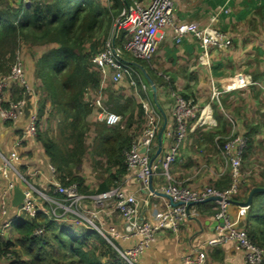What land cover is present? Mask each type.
<instances>
[{
    "label": "built area",
    "instance_id": "obj_1",
    "mask_svg": "<svg viewBox=\"0 0 264 264\" xmlns=\"http://www.w3.org/2000/svg\"><path fill=\"white\" fill-rule=\"evenodd\" d=\"M15 7H28L33 0H10ZM230 1V0H229ZM264 17V14H263ZM219 12L211 15L208 25L202 26L196 22L175 23V0H131L125 4L119 16L114 21L113 29L104 41L102 48L91 59L92 65L99 70L102 81L99 91L93 100L98 109V120L108 126H116L122 121V116L111 112L103 101V89L106 82L119 84L126 80L135 89L146 91L148 86L143 82L139 71L134 67L131 56L135 60L151 61L155 57L160 44L167 37L168 26L173 27L174 39L177 43L188 35L193 36L201 47V58L208 56L211 50L223 51L232 46L230 36L216 27ZM119 31H124L126 40L122 44L115 42ZM169 82L170 77L160 73ZM18 84L23 95L33 96L35 91L28 82L24 61L20 50H17L15 60L8 75L0 77V117L3 122L16 121L26 114L27 101L25 97L8 100L5 92ZM264 88V80L261 82ZM140 86V87H139ZM152 86H154L152 84ZM241 86H239L240 88ZM238 88V87H237ZM235 87L220 90L212 85V97L219 98L224 92L230 93ZM140 91V90H138ZM173 100L171 114L173 125L168 131L172 142L159 165L152 162L151 154L155 149L160 133L161 115L148 104H144L146 127L140 138L134 142L127 153L126 166L128 176L123 186H116L99 193H83L77 183L63 184L57 178L56 169L49 166L50 178L47 188H41L33 183L20 169L23 165L19 150L9 152L0 151V238L7 239L14 228L15 221L21 218H37L42 214L49 222L55 224H71L97 231L108 240L118 251L120 256L130 264H136L137 257L155 240L157 233L171 231L178 237L181 226L192 215L197 214L198 204L209 197H221L218 204L216 218L223 220L224 225L218 226L219 232L206 240L209 247H218L226 243H233L236 248L245 253L246 264H264V249L257 246L250 239L246 229L240 226L238 220H233L229 213L228 200L239 194V184L247 181L241 178V167L248 148L245 135L235 132L237 122L229 119L234 133L221 147V153L230 169L233 179L230 188L220 191L212 185L193 188L177 181L171 175V166L179 157L180 149L188 137L189 122L202 120L205 109L199 114V106L186 99L176 90L169 91ZM229 117V116H228ZM38 136L37 108L33 107L29 114L27 126L16 138L14 146H22L24 142H35ZM160 168V170H159ZM160 171L165 182L153 187L152 178ZM225 173L220 172V176ZM130 178H136L144 191L151 195L166 197L165 210L157 214V222L140 218V204L134 194H129L124 185ZM20 187L24 193V200L19 206H14L13 196L15 188ZM113 202V211L118 212L124 220V229L120 232H110L106 229L103 218L108 204ZM148 201L146 200V204ZM246 212L249 207H243ZM245 215V214H244ZM47 228L41 224L34 230V235L44 237ZM121 236L129 239L140 236V242L129 249H122L113 243V237ZM12 259L11 253H0V264H8ZM183 264H205L204 254L193 256L184 254Z\"/></svg>",
    "mask_w": 264,
    "mask_h": 264
},
{
    "label": "trees",
    "instance_id": "obj_2",
    "mask_svg": "<svg viewBox=\"0 0 264 264\" xmlns=\"http://www.w3.org/2000/svg\"><path fill=\"white\" fill-rule=\"evenodd\" d=\"M2 1L0 77L10 73L16 52L22 45L30 49L51 46L39 58L30 60L34 71L32 79L27 74V55L24 57L20 51L26 78L39 97L37 139L44 156L56 169L58 180L63 184L77 183L81 192L92 194L123 186L128 176L127 153L146 127L144 107L134 93L127 95L114 86H105L102 93L104 104L111 112L122 116L120 124L108 126L98 119L90 120L92 114L96 117L99 111L93 102L86 99L90 92L99 91L102 81L91 59L102 48L113 29L114 21L131 0H109L107 5L100 0H33L30 6L24 8L19 5L15 7L10 0ZM124 40V31H119L115 42L122 44ZM97 45L100 47L96 48ZM137 63L142 67L146 65V61L138 60ZM143 77L146 78L145 75ZM122 82L128 83L126 80ZM166 84L169 90L178 91L172 79ZM16 86L19 85L14 84L12 88ZM19 91L20 98H26V114L29 115L33 108L29 102L31 96H24L21 87ZM53 121L56 124L51 129ZM194 121L189 122L188 136ZM45 126L51 131L43 133ZM259 128L256 124H246L248 132L244 135L249 149L255 143ZM91 133L89 148L87 139ZM190 135L196 139L194 143L199 147L208 142L215 146L218 142L223 146L229 131L225 124L207 133L196 129ZM88 152L96 161V170L102 171L97 177L96 190L90 187L83 173ZM20 169L24 173L25 166H20ZM232 182L229 171L211 182V185L223 191L230 188ZM257 186L264 187V179L253 181L247 192ZM232 200L238 202L239 196L235 195ZM41 224L46 226L47 234L37 237L34 230ZM13 226L12 231L17 233V239L9 236L7 239L0 238V253L12 254L8 264H130L95 230L71 224H55L42 214L34 219L21 218ZM240 226L246 229L253 243L264 249V193L254 196ZM17 245L22 248L27 260L15 250Z\"/></svg>",
    "mask_w": 264,
    "mask_h": 264
},
{
    "label": "crops",
    "instance_id": "obj_3",
    "mask_svg": "<svg viewBox=\"0 0 264 264\" xmlns=\"http://www.w3.org/2000/svg\"><path fill=\"white\" fill-rule=\"evenodd\" d=\"M216 12H219L216 27L226 32L232 40V46L229 49L211 50L208 56L201 58L200 44L193 36L188 35L181 43H177L174 39L173 27L168 26L167 37L160 44L153 60L146 61L145 67L138 64V60H131L140 75L146 76V78L142 76V80L148 86L147 90L135 89L126 82L118 84L120 87L128 86L135 90L134 95L142 105H150L161 115L160 132L164 131L161 138L159 133L155 149L152 151V162L156 165L161 163L172 142L168 131L173 125L171 114L173 100L169 97L170 90L167 88L166 80L160 76V73L169 76L179 92L195 101L200 109L199 114L205 109L202 120L193 122L190 134L196 129L207 133L209 130L226 124L230 138V135L234 133V127L229 121L230 117L237 122L235 129L237 133L241 132V128L248 132L246 124H251L249 122H252V118L256 125L261 124L255 119L261 121L264 115V88L261 84L264 80V0H175V23L177 24L196 22L205 26L209 24L211 15ZM50 48L51 46L48 48L34 47L35 58H39ZM27 55L25 57L27 74L32 79L34 78L30 61L32 57L29 53ZM212 85L222 91L228 87H235V90L230 93L224 92L219 98H214L212 97ZM18 87L5 92L8 100L20 98V87ZM96 93L90 92L86 100ZM240 97L241 100H239ZM38 98L36 93L30 97L29 102L32 107H40ZM206 112H209L208 115ZM97 115L98 113H96V118L92 114L90 120L98 119ZM28 120L29 115L27 114L11 122H3L0 117V151L7 153L10 150H19L26 176H29L30 180L41 188H47L50 178L48 164L50 163L44 156L42 147H36L32 142H24L19 147L14 146L16 138L27 126ZM54 124L56 121H53ZM259 133H261L260 129ZM190 134L188 142H185L180 149L177 161L171 166V175L177 181L193 188L211 185V182L218 179L220 172L222 173V167L218 161L208 159L207 143L199 147L194 143L196 139ZM212 145L215 150L216 147L217 150L223 147L218 142L216 146ZM85 176L90 187L96 190L98 183L94 182L95 178L86 173ZM164 182L165 178L160 171H157L152 178L153 187ZM249 187L251 183L246 181L239 189L238 202L248 199L250 192H247V188ZM124 188L129 194H134L138 198L140 218L157 222L156 213H162L165 210L166 197L154 196L145 192L136 178L128 179ZM217 210L216 201L199 203L197 214L190 216L181 226L178 239L169 230L157 233L156 239L137 257V264H183L182 256L188 253L195 257L203 253L205 264H246L244 251L236 248L233 243L218 247L206 245V240L219 232ZM247 211L242 212V208L237 203L229 206L232 219L238 220L240 224L247 215ZM104 213L103 219L106 220L107 230L120 232L124 229V220L118 212L113 211V202L108 204ZM113 240L120 248L129 249L137 245L141 237L131 236L129 239H123L121 236H115Z\"/></svg>",
    "mask_w": 264,
    "mask_h": 264
},
{
    "label": "rangeland",
    "instance_id": "obj_4",
    "mask_svg": "<svg viewBox=\"0 0 264 264\" xmlns=\"http://www.w3.org/2000/svg\"><path fill=\"white\" fill-rule=\"evenodd\" d=\"M100 1L104 5L105 4L107 5L110 2L109 0H100ZM2 2L3 1L0 0V5L2 4ZM98 47H100V46L97 45L96 48H98ZM39 49L40 48H38V50ZM20 50H22V52L24 54V57L28 53L30 54L29 56H31L32 59H34L35 56H36L35 51L32 48L31 49L28 48L25 44L20 47ZM127 57H129L132 60H135L129 55H127ZM106 86H108V87L109 86H114L115 88L119 87L120 91L123 92V93H126L127 95H132L134 93V91H135L132 88H129L128 86L123 88V87H120L118 84H113L112 82H109V81L106 82ZM122 86H125V85H122ZM120 91H117V93L122 94ZM95 96L96 95H94V94L89 96V101L92 102L94 100ZM241 97H240L239 100H241ZM234 116L237 117L236 114H234ZM93 119L97 120L96 118H93ZM93 119L91 121H94ZM257 120L259 122H261V124L259 126L260 127L259 129L261 130V133H259L257 135V137L255 138V143L253 144L252 148H250V149L248 148L247 149V152H246V155L244 157V160H243V163H242V167H241V178L244 179V180H247L248 183H253V181H261V180L264 179V115L262 116L261 121L259 119H255V121H257ZM249 123L255 124L254 123V118H252V122H249ZM54 125H53V127L50 126L51 129L54 128ZM243 126H244V124H243ZM45 127H46L47 130H45ZM45 127H44V130H43V133L44 132L46 133L47 131H51L50 129L47 128V126H45ZM229 127H231V126H229ZM231 134H232V131H231ZM240 134H243V135L245 134V130L243 128H241ZM228 138H229V136H228ZM91 139H92V133L88 136V139H87V143L89 144V148L91 146ZM186 142H188V138H187ZM34 144H35L34 146H36V147H38V146L40 147L41 146V143L39 142L38 139H36ZM207 145H208V148H207L208 151L207 152L209 154L208 159H214V160L218 161V163H220V166L222 167L221 170L225 174H226V172L230 171L229 167L226 165V161H225L222 153L220 152L221 148H220V150H217V147H216V150L213 149V145L210 142H208ZM89 152H90V150H89ZM89 152L87 153V155L85 156V159H84V170H83V173H84V175L86 173L88 176H91V177L95 178L94 182L98 183L97 177H98L99 174H101L102 171H100V169L96 170V166H95L96 165V161H94L91 153H89ZM239 188H242V182H240ZM73 226H75V225H73ZM76 227L82 228L80 226H76ZM178 234H180V232ZM9 237H12V238L15 237L16 238L17 237V233L15 234L12 231L11 234L9 235ZM176 238L178 239L179 235ZM15 250L21 254V257H23L26 260L28 259V257L24 254L22 248L19 245L16 246Z\"/></svg>",
    "mask_w": 264,
    "mask_h": 264
},
{
    "label": "water",
    "instance_id": "obj_5",
    "mask_svg": "<svg viewBox=\"0 0 264 264\" xmlns=\"http://www.w3.org/2000/svg\"><path fill=\"white\" fill-rule=\"evenodd\" d=\"M163 131L164 130H162L160 132V138L162 136ZM159 170H160V168H159ZM150 190H154L152 185L150 186ZM145 192L148 193V191H145ZM259 193H264V187L257 186V187L252 188V190L250 191L248 199L246 201H244V202H236L234 200H228V201H229V203H237L238 205L243 206V207H250L252 202H253L254 196L256 194H259ZM23 200H24L23 190L20 187L15 188L14 196H13V204H14V206H16V207L19 206L23 202ZM220 200H221V197L212 196V197L207 198L204 201H220ZM217 224L219 226H223L224 225V221L220 219V220H218Z\"/></svg>",
    "mask_w": 264,
    "mask_h": 264
}]
</instances>
